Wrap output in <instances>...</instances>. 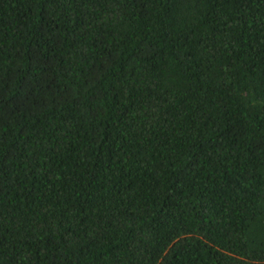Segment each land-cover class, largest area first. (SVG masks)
<instances>
[{
    "label": "trees",
    "instance_id": "obj_1",
    "mask_svg": "<svg viewBox=\"0 0 264 264\" xmlns=\"http://www.w3.org/2000/svg\"><path fill=\"white\" fill-rule=\"evenodd\" d=\"M0 264H264V0H0Z\"/></svg>",
    "mask_w": 264,
    "mask_h": 264
}]
</instances>
